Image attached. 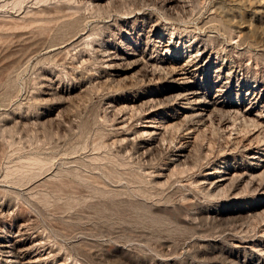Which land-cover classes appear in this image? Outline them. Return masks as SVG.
<instances>
[{
    "label": "rangeland",
    "instance_id": "374dc122",
    "mask_svg": "<svg viewBox=\"0 0 264 264\" xmlns=\"http://www.w3.org/2000/svg\"><path fill=\"white\" fill-rule=\"evenodd\" d=\"M263 110L264 0H0V264H264Z\"/></svg>",
    "mask_w": 264,
    "mask_h": 264
},
{
    "label": "bare ground",
    "instance_id": "6f19581e",
    "mask_svg": "<svg viewBox=\"0 0 264 264\" xmlns=\"http://www.w3.org/2000/svg\"><path fill=\"white\" fill-rule=\"evenodd\" d=\"M177 3V2H176ZM258 4V3H257ZM257 6V5H256ZM260 6V5H259ZM258 7V6H257ZM262 19V18H261ZM149 36V35H148ZM147 37V36H146ZM151 39V38H150ZM158 40V39H157ZM154 41V40H153ZM158 43H156V46H161V43H163V41L162 40H158L157 41ZM149 43V42H148ZM154 44V43H153ZM163 45H165V47H166V45L167 46H170L171 44H163ZM148 47V46H147ZM155 48V47H154ZM157 49V48H156ZM162 49V48H161ZM171 49V48H170ZM125 51V50H124ZM156 51V50H155ZM199 51V50H198ZM110 52V51H109ZM126 52V51H125ZM170 52V51H169ZM113 52H111V54H112ZM130 53V52H129ZM199 52H197V54H198ZM200 54V53H199ZM113 55V54H112ZM157 55V54H156ZM193 56V55H192ZM111 57V56H110ZM115 57V56H114ZM191 57V56H190ZM152 58V57H151ZM193 58V57H192ZM208 58V57H207ZM198 59V58H197ZM196 59V60H197ZM177 61H178V58H169V59H166L165 60V63H167V64H169V65H171V68H172V73L173 74H175V75H177L179 78L178 79H182L181 81H182V83L183 82H190V76H191V74H193V70L191 71L190 70V65H191V61L192 60H185V62H182V64H180V65H175V64H177ZM196 62V61H195ZM194 62V63H195ZM149 64V63H148ZM198 64V63H197ZM151 65V64H150ZM153 66V65H152ZM158 67V66H157ZM167 67V66H166ZM174 67V68H173ZM159 68V67H158ZM164 68V67H163ZM170 68V67H169ZM168 68V69H169ZM156 70V69H155ZM195 70V69H194ZM219 70H221L220 68H218L216 71H219ZM157 71V70H156ZM195 72V71H194ZM170 73V72H169ZM219 74V73H218ZM170 75H171V73H170ZM195 75V74H194ZM157 76H159V75H157ZM161 76V75H160ZM163 79V78H162ZM177 79V80H178ZM194 80V79H193ZM176 82V81H175ZM177 83H178V81H177ZM180 90V89H179ZM221 90V89H220ZM199 91V90H198ZM221 91H223V89L221 90ZM225 91V90H224ZM250 91V90H249ZM248 91V92H249ZM185 92V91H184ZM201 92V91H200ZM195 92L194 91H187L186 93H184V94H182L181 95V98H179V99H181V100H179L180 102H179V104L181 105V107H180V110H179V113H191V116L190 117H192L194 120H196L197 121V123L198 124H203L204 125V122L205 121H207V119H210L209 118V116H210V108H209V106H208V104H206L207 103V101H206V99H205V101H206V103L204 102V100L203 99H192V98H194V96H195ZM206 95V94H205ZM178 97H180V95H178ZM203 97V96H202ZM207 98V97H206ZM257 98V97H256ZM176 99H177V97H176ZM212 102H210L212 105H219V104H221V105H223L225 102H223L222 100H221V93H217L216 95H214L212 98ZM226 99V98H225ZM191 100H194L195 102H193V104H194V106H190V107H183V106H185V104L187 105V104H189L190 103V105H191ZM177 101V100H176ZM245 101V100H244ZM252 102V101H251ZM177 103H178V101H177ZM250 103V102H249ZM232 104V103H231ZM210 105V104H209ZM224 107V106H223ZM232 107V106H231ZM159 108V107H158ZM238 108V107H237ZM255 108V107H254ZM249 109H250V106H249ZM252 109V108H251ZM214 110V109H213ZM215 110H216V108H215ZM218 110V109H217ZM219 111H220V109H219ZM230 111V110H229ZM232 111V110H231ZM244 111H248V108L247 109H245ZM233 112H235V110L233 111ZM251 112V111H250ZM250 112H248V113H250ZM263 112H264V110H263ZM178 113V114H179ZM212 113V112H211ZM238 113V112H237ZM247 113V112H246ZM245 113V114H246ZM257 114H256V118H258V122L262 119V118H264L263 117V115L262 114H258V112H256ZM239 114V113H238ZM240 115H242V114H240ZM187 116V115H186ZM187 117V118H189L190 119V117ZM212 116V115H211ZM243 117H244V115H242ZM183 118H185V117H183ZM159 119V118H158ZM193 119H191V121H192V123H194L193 121ZM246 119L248 120V119H250V118H247L246 117ZM252 119V118H251ZM254 119V118H253ZM156 119L154 120V119H149L147 122H150L151 123V125L149 126V127H151L152 129H151V133L150 134H153V135H155V136H160V134L162 133L161 131L163 130L162 129V124H161V126L159 125V124H155L156 123ZM253 121V120H252ZM251 121V122H252ZM256 120H254L253 122H255ZM262 121V120H261ZM257 122V123H258ZM158 123V122H157ZM196 123V122H195ZM256 123V122H255ZM262 123V122H261ZM197 124V125H198ZM149 125V124H148ZM196 125V124H195ZM259 125V124H258ZM257 125V126H258ZM192 126V125H191ZM205 126V125H204ZM193 127V126H192ZM196 127V126H195ZM201 127V126H200ZM260 127H261V125H260ZM263 127V126H262ZM189 129H190V127H189ZM263 130V129H262ZM192 131L194 132L195 130L194 129H192ZM257 131V130H256ZM149 132H150V130H149ZM189 133H192L191 132V130H190V132ZM155 136H154V138H155ZM186 138H187V136H186ZM190 138V137H189ZM261 138V137H260ZM264 139V138H263ZM260 140V139H259ZM258 140V141H259ZM262 140V139H261ZM252 141H253V139H252ZM257 141V140H256ZM258 141L256 142L257 144H258ZM253 142H255V141H253ZM261 142V141H260ZM162 143V142H161ZM250 143H252V142H249V144ZM160 144V143H159ZM255 145V144H254ZM159 146V145H158ZM248 146V145H247ZM249 146H251V145H249ZM249 148V147H248ZM244 149H245V147H244ZM250 149V152H248V154H249V159H250V161H251V165L254 167V169L255 170H259V169H263L264 168V141L262 142V143H260V144H258V145H256V146H254V147H251V148H249ZM249 149H245V150H249ZM186 155V154H185ZM184 152H183V150H181L180 151V153L177 155V159H182L184 156ZM225 166V165H224ZM221 167V166H220ZM222 168V167H221ZM235 168V167H234ZM253 169V168H252ZM235 170V169H234ZM231 171L232 170H230V167H223V171H220V170H215V172H218L219 173V175H220V173H223V175H221L220 177H217V178H215V179H213V183L212 184H214L215 186H216V188H217V186H222V184L223 183H225L226 181H228L230 178H232V177H230V175H231ZM236 171V170H235ZM214 172V173H215ZM210 174H212V172H209V173H206V175H210ZM235 174V173H234ZM233 174V175H234ZM244 174H246V172L244 173L243 172V175ZM235 175H237V174H235ZM238 176V175H237ZM240 176H242V175H240ZM245 176V175H244ZM244 176H242V177H244ZM248 176V175H247ZM254 176H256V175H254ZM253 176V177H254ZM234 177H236V176H234ZM250 177H251V175H250ZM252 177V178H253ZM241 177H239V179H240ZM209 180V179H208ZM210 185V184H209ZM211 186V188H212V185H210ZM214 188V187H213ZM221 188V187H220ZM262 188V187H261ZM263 188H264V186H263ZM260 189V188H259ZM261 190V189H260ZM264 192V191H263ZM241 247V246H240ZM243 247V246H242ZM11 252V251H10ZM6 254V253H5ZM12 255H14V254H12ZM20 256V255H19ZM18 256V257H19ZM14 258H17V256H16V254L14 255ZM18 259V258H17ZM14 261V260H13Z\"/></svg>",
    "mask_w": 264,
    "mask_h": 264
}]
</instances>
